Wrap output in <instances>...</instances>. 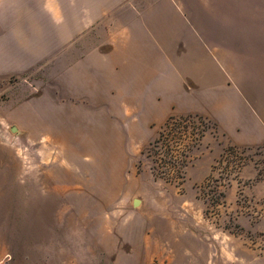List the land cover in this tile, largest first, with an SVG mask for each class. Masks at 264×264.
Wrapping results in <instances>:
<instances>
[{
	"label": "rangeland",
	"instance_id": "374dc122",
	"mask_svg": "<svg viewBox=\"0 0 264 264\" xmlns=\"http://www.w3.org/2000/svg\"><path fill=\"white\" fill-rule=\"evenodd\" d=\"M245 10L236 6L232 14L243 18ZM247 11L242 32L245 23L233 22L232 38L209 40L216 70L192 73L164 118H152L144 135L127 140L124 166L119 158L94 161L88 153L65 151L62 136L31 134L11 117L22 106L34 109L39 95L59 94L42 73L6 82L0 264H264V144L236 140L247 116L264 108V5ZM78 59L76 51L73 68ZM83 102H73L76 114L86 115ZM103 113L97 122L112 133L140 117ZM187 116L207 121L174 127L164 132V143L150 147L171 117ZM176 141L187 145L188 164L183 180L168 182L155 177L153 167L167 159L159 148Z\"/></svg>",
	"mask_w": 264,
	"mask_h": 264
},
{
	"label": "crops",
	"instance_id": "0c3cea01",
	"mask_svg": "<svg viewBox=\"0 0 264 264\" xmlns=\"http://www.w3.org/2000/svg\"><path fill=\"white\" fill-rule=\"evenodd\" d=\"M263 5L264 0H0V102L9 79L42 73L59 94L39 95L34 109L22 106L11 117L31 134L62 136L58 144L65 151L88 153L94 161L119 158L124 166L127 140L144 135L152 118H164L192 73L216 70L209 40L232 38L233 22L245 23L242 32L248 7ZM236 6L246 8L243 18L232 14ZM76 51L79 64L73 68ZM79 100L88 105L81 110L86 115L73 110ZM105 108L118 119L140 114L139 121L112 133L97 122L106 117ZM0 117H8L1 106ZM236 140L264 144V108L247 116Z\"/></svg>",
	"mask_w": 264,
	"mask_h": 264
},
{
	"label": "trees",
	"instance_id": "16d2710c",
	"mask_svg": "<svg viewBox=\"0 0 264 264\" xmlns=\"http://www.w3.org/2000/svg\"><path fill=\"white\" fill-rule=\"evenodd\" d=\"M198 120L201 123L207 121L205 118L199 117V116H187V117H180V118H174L171 117L165 127L163 128V133L160 135V137L153 143L151 144L150 147L158 148L161 143H164L162 138L164 137V132L167 131H172L174 127H181L185 124H188V122L192 120ZM204 134L200 135V138H202ZM199 138V140H200ZM166 140V139H165ZM164 140V141H165ZM183 142V141H181ZM180 141H176L175 144H165V146H161L159 151H161L164 156L167 157V159H163L161 164L158 166L153 167V173L155 177L157 178H166L168 182H172L169 178H180L184 179L185 178V169L187 168L188 162L186 161L187 155L186 153L189 151L187 145L182 147ZM147 148V151L148 149ZM146 154V150L143 152V155ZM169 157V160H168Z\"/></svg>",
	"mask_w": 264,
	"mask_h": 264
},
{
	"label": "water",
	"instance_id": "95a60500",
	"mask_svg": "<svg viewBox=\"0 0 264 264\" xmlns=\"http://www.w3.org/2000/svg\"><path fill=\"white\" fill-rule=\"evenodd\" d=\"M139 203H140V201H139V200H136V201H135V204H136V205H138Z\"/></svg>",
	"mask_w": 264,
	"mask_h": 264
}]
</instances>
